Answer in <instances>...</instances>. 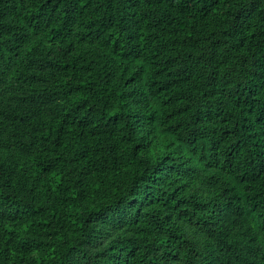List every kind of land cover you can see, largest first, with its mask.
Wrapping results in <instances>:
<instances>
[{
	"label": "trees",
	"instance_id": "1",
	"mask_svg": "<svg viewBox=\"0 0 264 264\" xmlns=\"http://www.w3.org/2000/svg\"><path fill=\"white\" fill-rule=\"evenodd\" d=\"M0 264H264V0H0Z\"/></svg>",
	"mask_w": 264,
	"mask_h": 264
}]
</instances>
